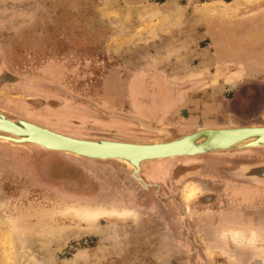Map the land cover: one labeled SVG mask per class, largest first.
Listing matches in <instances>:
<instances>
[{
    "label": "rangeland",
    "instance_id": "1",
    "mask_svg": "<svg viewBox=\"0 0 264 264\" xmlns=\"http://www.w3.org/2000/svg\"><path fill=\"white\" fill-rule=\"evenodd\" d=\"M257 62L264 0H0V113L82 139L116 140L128 123L148 139H125L135 143L250 126L240 111L264 83ZM136 72L151 84L145 101L161 96L155 79L177 99L157 122L133 114ZM259 161L264 149L146 162L152 176L172 171H142L144 186L119 161L0 142V264H264V228L219 223L235 208L264 211L239 206L222 180L264 188L231 176Z\"/></svg>",
    "mask_w": 264,
    "mask_h": 264
},
{
    "label": "water",
    "instance_id": "2",
    "mask_svg": "<svg viewBox=\"0 0 264 264\" xmlns=\"http://www.w3.org/2000/svg\"><path fill=\"white\" fill-rule=\"evenodd\" d=\"M0 116L6 118L7 120H12L8 118L5 114L0 113ZM1 120V118H0ZM8 120V121H9ZM12 122V121H11ZM16 129H18L15 136L8 135L5 133L0 132V142L7 143L12 147H20L25 149H30L31 147H40L48 152H57V153H64L74 156L79 159L84 160H102V161H119L126 164L129 168L132 169L133 173L132 176L135 180L141 182L144 186H148L146 181L142 178V164L151 161H160L168 159L171 156H181V157H190L194 155H204L212 152H221V151H231V150H247V149H264V125H254V127L247 128L244 130L252 131V132H259L254 134L251 138L246 141L242 142H235L230 143L226 146L218 145L213 139L210 138L211 134L218 133L216 131L223 130V129H215V128H200L195 132L188 133L184 136L179 138L172 139L167 141L165 139H155L151 143L145 144H122L118 143L117 140H92L93 143L100 146L106 145H127L130 147H134L136 149H140L141 147H158V143L160 144H167L166 147H172L181 141H187L188 139H194V142L190 149L186 151H166L163 153H152L148 154H133V155H123V154H103V153H86L84 151L75 150L69 147H62V146H52L49 145L47 142L39 138V133L44 132L46 134H50L55 136L58 139H65L70 142H78V140L71 139L68 137H64L59 134H55L53 132H47V130L41 131L39 127L29 125L28 122L25 120H13L12 124ZM31 127L36 128V130L31 131ZM253 128V129H252ZM227 131H235L241 130L240 128H233V129H226ZM215 131V132H214ZM12 132V131H10ZM88 142V141H87ZM140 142V141H136ZM69 152V153H66ZM231 176L237 180L245 181L250 184L264 187V161H259L251 164H245L236 169L231 173Z\"/></svg>",
    "mask_w": 264,
    "mask_h": 264
},
{
    "label": "flooded vegetation",
    "instance_id": "3",
    "mask_svg": "<svg viewBox=\"0 0 264 264\" xmlns=\"http://www.w3.org/2000/svg\"><path fill=\"white\" fill-rule=\"evenodd\" d=\"M249 34V33H248ZM264 66V65H263ZM155 83H158V85L162 86V93L161 96L158 100L153 101L152 99L150 100V102L145 101L143 98L139 97L141 93H144L148 90L150 84V81L144 79V76L142 73L136 72L135 74H133L130 77V86L129 89L131 88V86H134V88L136 89V92L131 91L130 93H132V97L129 100L130 101V105H131V109L133 111V114L135 116H137L140 119H148L150 121H159L161 118H163L165 116V114L169 111L170 107L173 105V103L177 100L176 98H173V96L171 95V91L169 90L168 87V83L164 80L159 81L158 79L154 80ZM131 90V89H130ZM238 98V97H237ZM235 98V100L237 99ZM237 101V100H236ZM138 102V103H137ZM236 103V102H235ZM29 111H32L34 113L35 109H28ZM69 110V109H68ZM71 111V110H70ZM69 113L71 114L72 112ZM140 112H142V114H140ZM242 112V111H240ZM247 111H243V113H246ZM240 114V113H239ZM40 115V114H39ZM45 123L49 124L50 126H53L55 123H52L51 121L46 120L47 118H49L50 120V115H45ZM53 117V116H52ZM55 117V116H54ZM63 118V117H61ZM21 119L24 120H33L35 122H39L41 123L42 120H40L39 118L34 120V118H29V117H25L22 116ZM60 119V118H59ZM52 120V119H51ZM64 119H60L59 121H63ZM67 123V122H66ZM62 124V123H61ZM129 125L126 126H120L121 128L119 129L121 132H124L122 134H119L118 136H115V138H117L116 140H131V141H139V140H148V139H144L143 137L139 136L136 134V131L131 125L130 123H128ZM64 132H71V134H83L84 133H80L83 132L80 129H63ZM166 131V130H165ZM86 132H90V131H86ZM128 132V133H126ZM130 132V133H129ZM133 132V133H131ZM86 138H89L90 135L89 134H85ZM91 139V138H89ZM103 139V138H101ZM12 153V152H11ZM18 156V155H17ZM16 157V156H15ZM20 162V161H19ZM166 166V165H165ZM168 169H169V173H171L172 169L170 167V165H167ZM156 168V167H153ZM149 170H151L152 172V167L150 166H144V168L142 169L143 174L146 178L150 179V180H161L164 179L165 177H167V175L165 176H152L149 173ZM151 176V177H150ZM206 177V176H204ZM221 177V176H220ZM207 180H210L211 178H206ZM224 183L233 186L232 188H234L232 191V193H228L227 196L229 197H233L234 196V201H236L239 206L240 205H248V204H253L254 202H263L264 201V192H259L260 190H264V188H258V187H254V186H248V185H244V186H237L239 185L238 183L235 184V182L231 181L230 179H227L225 177H223ZM221 180V181H222ZM223 183V184H224ZM154 185H157L154 184ZM159 186V185H158ZM161 187V185H160ZM124 193V192H123ZM210 197V196H208ZM221 199V198H219ZM208 200H210L208 202V204L213 203L214 201H212V198H209ZM221 201V200H220ZM260 212L259 218H261L259 220V225L253 226L252 224V217L253 212ZM226 213V214H225ZM263 218H264V211L262 209H257V210H237V208L232 209L230 211H226L223 213V215L220 217V227L223 226H229L232 227V225H234L233 227L235 228H255L258 231H260L259 229L263 227ZM262 223V224H261ZM250 224V225H247ZM262 231V229H261ZM250 251H244L243 255L244 256H248V255H252L250 254ZM247 258V257H246Z\"/></svg>",
    "mask_w": 264,
    "mask_h": 264
},
{
    "label": "bare ground",
    "instance_id": "4",
    "mask_svg": "<svg viewBox=\"0 0 264 264\" xmlns=\"http://www.w3.org/2000/svg\"><path fill=\"white\" fill-rule=\"evenodd\" d=\"M0 118H1V120H0V132L15 136L18 129H16L13 125H11L13 121L9 120V119H8L9 120L8 121L6 118H3L1 116H0ZM28 124L39 127L41 129V131L47 130V132H53L55 134H59V135H62L64 137H68L71 139L78 140V142L80 141V143L70 142V141H67L65 139H58L55 136H52L50 134L40 132L39 138L44 140L45 142H47L49 145L69 147V148L84 151V152L90 153V154H93V153H98V154L99 153H103V154L118 153V154H123V155H133V154H135V155H137V154H140V155L141 154H148V155H150L152 153H163L166 151H170V149H172V151H186V150L190 149L191 147H193L192 145H194L193 144L194 139H188L187 141H181L172 147H166L167 144H160V143H158V145H157L158 147H156V145H155V147H152V148L141 147L140 149H136L134 147H130L127 145L100 146L97 144L95 145L92 140L82 139V138H78L76 136H71V135L65 134L64 132L59 131V129H51V128L44 126V125L33 124V123H29V122H28ZM251 127H254V125L244 126V127H234V128H240L241 129V130H235V131H227L226 130V129H233L232 127H230V128L209 127V128H215V129H223V130L216 131L218 133L211 134L210 138L213 139L218 145H221V146H226V145H229L230 143L246 141L249 138H251L254 134L259 133V132H252V131L244 130V129L251 128ZM31 128H32L31 131L36 130V128H34V127H31ZM10 131H12V132H10ZM263 133H264V131H263ZM262 138H264V136ZM117 142L122 143V144H127V143L128 144H131V143L139 144V143H135V142H127L126 140H125V142H122V141H117ZM140 144H145V143H140ZM66 153H69V152H66ZM69 154H71V153H69ZM73 156H77V155L74 154ZM177 157H181V156H171L168 159H174ZM84 214L88 218H93V217H98L101 214V211H90V212H86Z\"/></svg>",
    "mask_w": 264,
    "mask_h": 264
},
{
    "label": "crops",
    "instance_id": "5",
    "mask_svg": "<svg viewBox=\"0 0 264 264\" xmlns=\"http://www.w3.org/2000/svg\"><path fill=\"white\" fill-rule=\"evenodd\" d=\"M257 55V54H256ZM256 63V62H255ZM261 62H257L256 67L259 69ZM253 67V65H252ZM256 92L252 93V110L251 112L247 111L242 115L244 118L242 119L249 121V123H245L246 125H264V83H260L256 85ZM243 113V111H242ZM249 114V115H248ZM246 122V121H245Z\"/></svg>",
    "mask_w": 264,
    "mask_h": 264
}]
</instances>
